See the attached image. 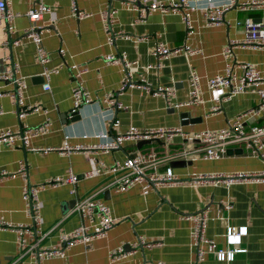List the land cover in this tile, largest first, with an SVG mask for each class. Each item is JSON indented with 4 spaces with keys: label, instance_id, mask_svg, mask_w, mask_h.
Here are the masks:
<instances>
[{
    "label": "crops",
    "instance_id": "1",
    "mask_svg": "<svg viewBox=\"0 0 264 264\" xmlns=\"http://www.w3.org/2000/svg\"><path fill=\"white\" fill-rule=\"evenodd\" d=\"M9 8L21 15L15 19L18 32L9 35L0 24V73L18 63L20 74L25 76L27 105H38L41 111L20 118L17 107L9 96L0 97V131L12 128L22 131L49 122L45 135L34 137L28 146H0V171L15 172L19 161L25 160L29 167L30 182L41 185L54 176H66L70 168L80 176L77 183L47 187L40 192L45 238L38 244L44 248L59 244V235L76 227L80 218L74 211L75 200L93 196L109 205L117 222L103 235L87 244L71 247L66 257H52L44 264H264V186L256 182L235 183L230 187L211 181L195 183L194 173L260 171L264 163L249 152L243 144L232 145L228 153L217 160H207L192 151L197 143L187 141L183 134L167 139H126L121 147L109 152L95 148L65 154L61 148L67 141L70 145L90 147L102 142L97 135L112 130L114 118L119 121L117 131L128 129L143 131L149 128L180 126L184 134L204 130H216L227 126L237 115L258 105L256 93L246 92L224 99L226 89L208 87L207 78L223 73L226 65H233L235 73L241 74V63L262 66L264 53L261 49L236 47L231 56L224 57L222 49L230 41L245 37L243 19L258 17V11H242L233 5L222 12L223 20L217 25H207L199 1L193 10L194 31L186 36L185 26L178 13L154 11L139 17L138 0H45L51 11L44 16L50 29L44 34L43 43L48 51V65L57 71L50 77L49 91L43 88V65L37 58V47L28 38L14 44L30 26L26 12L35 0H8ZM231 0H212L215 8L229 4ZM242 1V0H237ZM142 5V4H141ZM112 12L111 31L116 35L108 44L101 12ZM84 11L78 18L74 12ZM239 22V23H237ZM159 42L168 47L189 46L200 53L180 52L171 54L160 62L153 55ZM125 53L131 67L133 82L144 78L150 89L126 86L121 89L126 69L122 63H110L111 54ZM151 66L146 68L147 66ZM85 69L82 75L84 87L94 101L83 104L77 111L79 119L71 121L73 109L72 88L76 84L75 73ZM192 71L200 76V94L197 102L173 107L176 102L187 99L189 77ZM0 83L6 90L13 85ZM172 87L175 96L170 105L161 95L153 94L157 88ZM109 93L120 103L119 109L108 108L102 99ZM218 106V108H214ZM246 126L264 125L262 115L245 116ZM115 131V129H114ZM112 131V132H114ZM31 148H35L32 150ZM154 149L161 161L157 169L170 166L180 183L161 186L144 195L138 185L115 191L114 180L120 172H106L86 178L82 175L92 167V158L111 165L115 160H124L137 151ZM187 152V153H186ZM172 161L179 162L172 166ZM25 180L13 177L0 180V213L14 224H30L23 199ZM72 188L76 193H72ZM227 201L232 208L223 206ZM206 211L205 235L212 240V247L202 261L196 259L189 229L191 222L182 215ZM228 226H246L245 235L226 236ZM143 236L153 243L142 247L123 259L111 263V249L133 242ZM236 252L230 261L218 260L219 251ZM0 264H36L29 255H24L17 233L0 229Z\"/></svg>",
    "mask_w": 264,
    "mask_h": 264
},
{
    "label": "built area",
    "instance_id": "2",
    "mask_svg": "<svg viewBox=\"0 0 264 264\" xmlns=\"http://www.w3.org/2000/svg\"><path fill=\"white\" fill-rule=\"evenodd\" d=\"M140 6H131L132 9L139 10V17H144L148 13L154 11L175 12L178 13L185 26L186 36L194 31L193 10L197 2H205L202 8L205 23L207 25H217L223 20L222 12L235 5L242 11H258L262 14L258 17L246 16L243 19L245 27V37L238 41H230L222 49V55L229 57L236 47H249L253 49H261L264 53V0H231L229 4L215 8L212 0H138ZM142 4V5H141ZM51 11V7L45 0H35L32 7L26 12V16L30 20V26L26 28L23 34L14 41V44H21L23 38L30 39L37 47V58L43 65L42 76L44 78L43 88L45 91L51 89L50 77L57 70L51 68L48 63L50 57L45 49L43 39L44 34L49 33L50 29L44 23V16ZM78 18L85 17L88 13L84 11L74 12ZM21 14L9 8L8 0H0V24L4 25V30L12 35L18 32L14 22ZM113 15L110 9L101 12V18L105 30L109 33L107 42L112 45L116 39L111 31V19ZM239 23V22H237ZM12 33V34H11ZM186 52L189 54L200 53V50H193L189 46L168 47L163 42H159L153 51V55L160 62L165 57ZM110 63H122L126 69V75L123 78L121 89L126 86H136L139 88L150 89L144 78L139 82H133L131 67L136 65V61H129L125 53L111 54L107 59ZM151 66H147L149 68ZM241 74L235 73L233 65L227 64L223 73H217L207 78L208 87H222L226 89L224 99L229 100L233 96L252 92L259 96L258 105L237 115L227 126L216 130H204L194 134H184L180 126L171 128H149L143 131L128 129L125 132L117 131L119 121L114 118L111 122L112 130L107 133L97 135L102 138V142L90 147L82 145H70L64 142L61 148L62 152L69 154L72 152L82 151L87 148L99 149L103 152L119 149L126 139H167L170 140L177 134H183L187 141L197 143L192 151L207 160H217L224 157L232 145L243 144L251 153L258 156L264 163V125L254 124L246 126L245 116L262 115L264 119V59L262 66L258 67L251 63H241ZM19 65L13 62L10 69L4 73H0V83L13 85V89L6 90L0 85V97L9 96L17 107V114L23 118L31 113L41 111L38 105H27L25 102V92L28 87L25 76L20 74ZM85 69H78L74 75L76 84L72 88L73 111L80 106L94 101L91 93L84 87L82 75ZM189 91L186 100L175 102L172 106L178 107L190 102H197L200 94V76L192 71L188 81ZM153 94L163 96L167 104L172 103L175 96L172 87H159L152 91ZM102 102L108 107L119 109L120 103L114 97V93L107 94ZM214 108H218L215 106ZM4 111L0 107V114ZM115 129V131H114ZM49 130V122L25 129L15 131L12 128L2 129L0 131V146L13 147L15 145L28 146L30 140L34 137L45 135ZM114 131V132H112ZM35 150V148H31ZM187 153V152H186ZM92 167L86 171L82 177L90 178L106 172H120L114 180L115 191H125L134 185H138L144 195L151 190L161 186H171L180 183V179L176 176L170 166L162 170L157 169L158 163L161 161L154 149H146L137 151L135 154L128 156L124 160H115L111 165L106 166L96 158H92ZM20 176L25 180L23 186V199L27 215L31 218L30 224H14L9 222L4 214L0 213V229H9L17 233L19 245L24 255H29L36 264H44L45 260L52 257H66L68 250L77 244H87L93 238L103 235L105 231L110 229L116 222L117 218L113 216L112 210L108 204L102 199L94 198L92 195L84 198H77L74 211L80 218L79 224L69 231H64L59 235V244L49 245L44 248L38 247V244L45 238L46 233L42 231L43 215L42 202L40 192L47 187H57L63 184H72L75 186L80 176L76 175L68 169L66 176H54L45 180L41 185L32 184L29 176V167L25 160L19 161L17 171L9 172L7 170L0 171V180ZM193 180L195 183L211 181L215 184H223L230 187L235 183L256 182L264 186V169L260 171H236L230 173L213 172V173H194ZM72 193H76V189L72 188ZM227 211L232 208V203L227 201L223 206ZM182 219L191 222L189 234L196 250V259L202 261L207 252V247H212V240L205 235L207 223L206 211H200L193 214L181 216ZM246 226H228L226 236L245 235ZM152 242L146 240L143 236H137L136 239L129 244L127 249L125 246H118L110 250L108 258L111 263L117 262L127 255L137 251L139 248H150ZM244 249H235L232 251H219L217 253L218 260L230 261L236 252H242ZM153 264H164L159 260Z\"/></svg>",
    "mask_w": 264,
    "mask_h": 264
},
{
    "label": "water",
    "instance_id": "3",
    "mask_svg": "<svg viewBox=\"0 0 264 264\" xmlns=\"http://www.w3.org/2000/svg\"><path fill=\"white\" fill-rule=\"evenodd\" d=\"M69 119H70L71 121H76V120H78V119H79L78 111L76 110V111H73V112L69 113ZM179 162H184V161H172V162H171V165H172V166H175V165L177 166V164H178ZM74 202H76V200H75ZM128 248H129V247H128Z\"/></svg>",
    "mask_w": 264,
    "mask_h": 264
}]
</instances>
